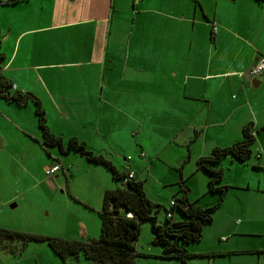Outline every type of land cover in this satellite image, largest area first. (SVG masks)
Listing matches in <instances>:
<instances>
[{"label":"crops","instance_id":"obj_1","mask_svg":"<svg viewBox=\"0 0 264 264\" xmlns=\"http://www.w3.org/2000/svg\"><path fill=\"white\" fill-rule=\"evenodd\" d=\"M261 56L264 0L0 3V79L12 84V90L32 94L49 117L70 121L89 115L97 124L82 119L83 134L67 123L61 132L50 126L64 145L75 137L95 153L94 138H104L107 121L117 124L127 105L131 129L156 131L160 121L172 126V136L157 142L145 137L148 142L141 144L148 154L139 159L143 150H137L125 170L113 163L115 156L106 158L118 171L131 170L142 180L138 172L145 170L147 179L150 165L165 149L164 166L169 174L178 173L180 187L185 181L188 202L209 207L218 194L208 192L209 175L199 168L198 158L241 141L243 127L251 125L250 158L240 162L228 155L217 163L223 172L219 184L227 186L224 198L203 226L201 239L186 245L194 255L191 260L202 259L200 264H264V240L259 238L264 237V73L243 77ZM35 121L31 101L18 105L0 94V194H9L2 204L19 196L15 190L5 192L7 175L13 171L10 165L28 157L21 142L35 130ZM77 176L66 175L67 186ZM86 176L95 181L101 201L106 189L117 186L110 175ZM22 178H14L21 192ZM174 197L164 203V211L167 217L172 209L171 218L178 221L182 214L171 205L178 203ZM91 205L100 209L102 203ZM98 232L100 217L99 225L93 218L76 234L67 231L59 238L88 241ZM27 255L31 261L16 262L25 254L3 253L0 264H60L46 252ZM62 263L74 264L69 258Z\"/></svg>","mask_w":264,"mask_h":264},{"label":"rangeland","instance_id":"obj_2","mask_svg":"<svg viewBox=\"0 0 264 264\" xmlns=\"http://www.w3.org/2000/svg\"><path fill=\"white\" fill-rule=\"evenodd\" d=\"M123 110L127 113L121 112L118 115L117 124H112L110 120L107 121L105 130H102L104 138L98 139L95 137L92 142V148L95 153L111 159V155L115 156L113 163L121 171L128 167L130 157L134 156L138 152L137 150L142 149L145 155L148 154L143 147L144 144H141L142 141L144 143L148 142L149 139L145 137L152 136L153 141L157 142L161 138H167L168 140L172 136L169 133L172 126L160 121L159 123L162 125L158 126L156 131L144 128L139 134V131H137L139 127L131 129L132 124L128 115L127 105L124 106ZM45 118L47 126H52L57 132L63 131V123H67L73 130L82 134L85 125L83 120L90 121V125H97L91 123L92 117L89 115L77 116L70 121H63V118L58 119L57 115L50 117L45 115ZM107 127H110L111 130H107ZM151 132H154V134ZM168 133L169 135L167 136ZM41 139V131L35 121V130L30 133L26 132L21 142V147L25 149L24 152L28 157L23 163L10 165V169L13 171H9L7 175L8 183L6 184L5 192L15 190L19 196L15 201L2 204V201L9 198V194H0V228L63 237L67 231H73L76 234L82 224L87 226L88 222H92L93 218L99 225L97 214L99 208H95L91 203L95 205L101 204L102 195L95 190V181L87 180L86 175L111 176V172L105 166L91 162L77 152L69 151V153L61 154L57 146H44L41 144ZM177 139H180V137ZM163 151L164 154L160 157L161 159L150 165L152 171L147 179H144L145 170L138 172L139 177L142 178L141 181L143 182L146 195L155 204L152 215L161 224L166 223L164 203L174 199V196L180 198L183 195V188L180 187L178 173L169 174L164 166L163 162L168 157L165 156V149ZM145 155H140L139 159H144ZM55 163L61 164L63 170L60 169L52 176H49L44 167L52 166ZM98 169H101V171ZM15 175H23L20 181L22 187L20 188H24L25 191L16 190ZM66 175H78L73 179L71 186H67ZM183 182L186 186L184 180ZM223 184H225L224 179ZM68 188L72 190V194H69ZM176 201L178 202V199ZM13 203L15 206L12 207ZM157 204L159 207H157ZM171 220H174V218H171ZM152 238L153 232L150 221H143L140 224L136 243V250L139 253L135 258L134 264H176L177 259L175 257H163L161 255V246L154 244ZM259 238L264 240L262 236ZM38 252H46L51 257H55L57 263L63 264L62 259L52 251L46 242L32 240L24 244L20 239L0 237V254L11 253L15 254V257L25 254L23 259H17L16 257V262H29L31 259H26L31 257L27 254H38ZM69 259L74 264H98L81 256L77 259L72 257ZM191 259H187L185 264H200L202 262V259Z\"/></svg>","mask_w":264,"mask_h":264},{"label":"trees","instance_id":"obj_3","mask_svg":"<svg viewBox=\"0 0 264 264\" xmlns=\"http://www.w3.org/2000/svg\"><path fill=\"white\" fill-rule=\"evenodd\" d=\"M15 1L17 0H0V3ZM12 88V84L0 79V94L5 99L15 101L18 105H24L28 101L34 104V115L41 131L42 145L57 146L61 153L76 151L87 160L105 166L117 185L112 189H106L103 193L102 206L97 211L100 217V232L97 238L78 241L0 228L2 238L20 239L24 244L32 240L46 242L64 263L70 257L77 259L81 256L98 264H134L138 256L136 241L140 224L148 220L153 232L152 242L161 246V255L175 257L176 264H185L187 259L194 256L186 250V245L201 239L203 226L212 221L213 211L224 198L227 186L219 184L223 172L217 163L228 155L244 162L252 154L254 131L251 125L247 124L242 129L241 141L228 147H214L210 155L199 157L197 160L199 168L209 175L207 190L218 194L217 201L209 207L194 205L188 202L185 194L187 188L181 183L183 195L177 198L178 203L175 202L174 206L182 214V219L175 221L171 220L170 216L166 217L165 224H161L152 215L155 204L146 196L141 180L133 176L123 182L129 170L118 171L109 159L88 150L84 143L75 137H70L64 145L61 137L53 134L47 126L39 100L28 92L12 90Z\"/></svg>","mask_w":264,"mask_h":264},{"label":"built area","instance_id":"obj_4","mask_svg":"<svg viewBox=\"0 0 264 264\" xmlns=\"http://www.w3.org/2000/svg\"><path fill=\"white\" fill-rule=\"evenodd\" d=\"M1 1H5V0H1ZM211 26H212V32H216L217 27L215 23H213ZM263 73H264V56H261L256 63L252 64L248 69H246V71L243 73V77L246 78L258 77ZM140 155L143 156L145 155V153L141 151ZM60 169H62V165L59 163H55L52 166L46 167L45 171L49 176H52L55 172H57ZM133 176H134V172L129 170L127 173V177L123 179V182H125L128 178H132ZM171 205L172 206L175 205V201H172ZM171 215H172V211L167 210L166 216L170 217Z\"/></svg>","mask_w":264,"mask_h":264},{"label":"water","instance_id":"obj_5","mask_svg":"<svg viewBox=\"0 0 264 264\" xmlns=\"http://www.w3.org/2000/svg\"><path fill=\"white\" fill-rule=\"evenodd\" d=\"M11 206L13 207V206H15V204H12Z\"/></svg>","mask_w":264,"mask_h":264}]
</instances>
